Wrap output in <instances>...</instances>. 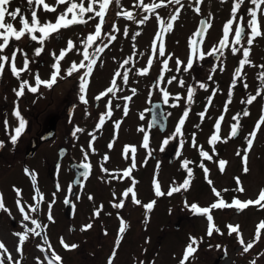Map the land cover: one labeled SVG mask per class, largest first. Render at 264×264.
<instances>
[{
  "label": "rangeland",
  "instance_id": "obj_1",
  "mask_svg": "<svg viewBox=\"0 0 264 264\" xmlns=\"http://www.w3.org/2000/svg\"><path fill=\"white\" fill-rule=\"evenodd\" d=\"M46 2L55 4V0H46ZM144 2L151 3L152 0H144ZM137 3L138 0H121L120 5L113 3L105 17V29L112 31L117 39L109 41L105 37L88 49L91 53L97 46L108 45L103 53L97 54L98 62L94 69H97L98 75L104 70L119 71L123 74L126 70L132 69L128 73V83L124 84L125 92L121 93L122 96L125 94L132 97L130 101H125L124 108L127 105L128 114L125 116L121 130L115 131L116 135L105 134V138L104 136L100 138H104V142H99L106 148H109L110 143L115 146L113 153L115 157H118L116 160H111L109 153L106 155L110 159L105 161L99 154V149H96L93 154L89 148L87 139L93 137L88 136V131L100 129L96 127L98 124L95 121L96 115L91 114L95 112L93 102L86 106L79 100V75H83L84 69L73 78L65 75V78L59 80L51 90L42 86L38 93L33 94L26 90L25 96L17 98L13 89L19 87V82L6 67L4 78L0 80V140L5 144L4 148L0 149V192L3 193L4 203L11 214L0 211V242H3L11 253L13 262L20 260L21 264H40L41 261L47 264L46 257H50L52 251L62 257V262H56V264H108L123 219L130 226L123 233L112 264H140V261L144 264H151L152 261L155 264H179L190 236L198 239L203 237V242L195 253V259L190 258L188 264H251L253 260H256V264H264V229H260L259 242L242 255L243 248L238 243L236 234L229 236L227 228L228 224L240 225V232L245 243L253 241L258 225L264 221V208L259 205H250L243 211H237L235 208L213 209L210 214L213 215L214 223L221 229L223 235L214 232L209 237L206 234L209 224L206 216L193 214L190 208L184 206L185 200L188 205L197 203L200 207H209L220 198L228 203H231L233 197L241 201L256 200L264 189V124L261 125L253 147L248 152L249 171L247 173L243 171L242 159L247 147L245 137L253 131L256 122L264 115V90L251 105L242 103L248 96L255 95L260 87L261 81L258 76L261 71H264L259 67L264 64V38H257L254 41L250 54L253 64L245 65L241 69L242 75L239 79L235 78V71L239 68V60L243 58L242 51L233 55L229 48H224L222 54L217 52L218 59L206 55L203 60L194 59L191 70L185 72L182 65L181 70L177 72L175 61L179 59L186 64L192 56L191 40L203 18H207L211 28L205 32L199 51L207 53L219 47V41L223 38V27L230 18L233 0H227L226 3H221L220 0H203L202 4H198L197 0H181L183 7L169 5L167 8L157 9L156 13L143 12L142 8L134 6ZM17 6L30 17V13L26 11L28 9L26 0H14L9 7L13 10ZM85 6H87V0H85ZM66 7L67 5H61L56 12H44L41 9L38 11V16L41 21L55 22L57 15ZM196 7H200L199 13L195 11ZM248 7L252 5L249 0H245L237 17L244 15L247 20ZM175 9L180 10V15L177 21L172 22L173 29L164 34L165 56H159L158 52L153 55L154 42L157 48L160 44V41L155 40L156 34L162 30L160 21L169 22ZM124 10L132 11L136 19L130 21L123 15H116L117 12ZM144 15L149 19L144 24H139V19ZM98 22L97 17L86 25H74L68 29H62L60 35L63 38L58 41L54 34L49 41L45 42V51L39 57L32 55L35 48L40 47L38 42L30 41L25 37L22 41L13 43H19L28 52L29 57L35 60V63L30 64L33 72L39 70L41 78L47 79L52 71L51 65L54 63L51 53L54 51L59 55L69 39L76 43L77 47L61 62L62 74H64L65 69L73 61L79 63L83 59L84 46L81 41L94 31ZM13 23L19 28V18ZM113 25L119 31H114ZM125 29L127 34H124ZM136 33L140 34L136 35ZM37 35L40 34L37 33ZM242 43L246 45V40ZM10 51L11 44L9 49L5 50V54H9ZM168 56L172 57L168 61L171 72L163 70V61ZM149 58L153 59L152 67L147 75H140V70L147 67ZM22 59L18 54V67L22 66ZM125 59L129 60V63L121 67ZM213 68L216 70L213 71ZM173 75L177 77V80L168 83L167 81ZM209 75L212 76L211 80L208 79ZM101 76L100 74L99 80ZM161 76L163 79L159 80L157 85ZM22 79H28L34 84L29 74H24ZM180 79L184 80V87L179 85ZM200 83H204L206 89L200 88ZM245 83L248 85L247 88L244 87ZM97 85L99 84L94 82L92 92L98 91ZM188 87L195 88L193 102L190 105L187 102ZM133 88L136 89L135 94L132 92ZM162 89L171 94L167 104L163 102ZM88 94L89 88L86 99L89 98ZM177 95L180 97L179 100L175 99ZM209 97L212 98L211 104L208 103ZM229 99L231 103H227ZM153 101H162L164 104L168 117V127L165 131H161L160 128L154 130L152 127L150 107ZM17 102L21 115L28 121V125L25 135L13 145L10 135L14 134L12 130L18 125V121L12 113ZM173 104L177 107H172ZM73 106L76 107V112L70 121L67 116V107ZM118 108L121 109V105ZM245 109L250 115L240 116L241 128L238 130V135L224 143L223 141L230 134L231 125L236 123L233 117L238 113L242 114ZM185 110H189V115L182 128L183 135L171 140L165 150L160 151L162 142L174 133ZM202 112L203 118L199 115ZM53 115L58 118V126L55 128L57 133L55 132L56 136L52 139L45 140L43 133L48 130L50 118ZM221 116L224 117L222 121L219 120ZM4 118L11 127L8 132L3 124ZM217 122L221 124L219 132L221 139L215 144L216 152L213 153V145L209 143V140L216 132L214 126ZM141 127L145 129V132L138 130ZM76 128L84 129V131L75 132V135L70 136L71 130ZM111 129L116 128L114 126ZM145 133L149 135V149L142 147ZM193 133H195L197 147L192 146ZM40 134L41 140L37 137ZM97 134L95 136H98ZM34 138L39 140L40 147L34 155L28 156ZM181 140L184 141L183 148H179ZM94 144L96 147L99 145L96 142ZM60 145L68 147L71 154L69 153L59 167H56L55 162L58 160ZM128 145L136 149V172L132 171L131 177L138 181L134 190L141 201L140 205L131 202V194L126 199L122 197V193L131 186V180L114 178L122 177L123 171L131 166V149L127 159L123 154L125 146ZM113 149H109L110 152ZM178 149L179 156H177ZM149 150L152 152L151 156L148 155ZM201 151H207L213 159H205L200 155ZM238 151L240 155H237ZM84 152H88L87 160L84 159ZM72 159L90 164L91 175L84 179L85 185L79 189L78 197L81 198V200L78 199L79 207L70 209L65 199L71 202L73 200L71 196L73 173L70 168ZM185 159L192 161L189 168L193 170V178L189 190H181L170 197L155 196L154 177L159 180L161 190L165 193L170 187L183 182L187 176V170L182 168V162ZM221 159L228 162L223 173L218 167V161ZM200 163L209 170L208 179L213 181L212 185L207 183L204 171L199 167ZM157 164H159L158 169ZM101 165L108 169V172L102 171ZM25 168H30L31 171L39 170L37 174L41 175L42 183L37 176L39 193L36 192L31 177L25 173ZM236 177H239L240 186L244 188L242 193L233 191L237 187ZM213 187L221 193V197L214 194ZM14 188L21 190L20 196H17ZM224 189L228 191L224 192ZM113 192L116 193L115 197ZM40 194L43 195V200H40ZM5 196H7L6 199ZM89 196L93 199L90 200ZM18 199L24 206L25 212L32 219H36L41 227L37 228L31 220L23 219L24 214L19 211L16 203ZM53 199L55 201L51 208L53 220H49L47 218L48 204ZM121 199H124L125 207L114 208L112 205L119 203ZM38 200L40 201L39 211L31 212L28 206H35ZM152 200H156V204L150 212H146L144 205ZM101 205H103L102 208ZM97 211L100 213L99 216L94 215ZM88 224H92V228L82 231V227ZM25 226L36 229L40 235L36 236L28 232V240L23 244L21 255L16 251L19 237L14 233L25 232ZM61 238L68 245L77 244L78 247L74 250H66L60 243ZM217 244L222 247L217 249L215 247ZM209 245L212 247L209 248ZM0 253H3V249H0Z\"/></svg>",
  "mask_w": 264,
  "mask_h": 264
},
{
  "label": "snow or ice",
  "instance_id": "obj_2",
  "mask_svg": "<svg viewBox=\"0 0 264 264\" xmlns=\"http://www.w3.org/2000/svg\"><path fill=\"white\" fill-rule=\"evenodd\" d=\"M14 2V0H0V80H3L5 75V69L6 67L10 70V73L13 77L16 78V80L19 82V87L14 88L13 92L15 93V96L17 98L25 96V91L27 90L30 93H38L40 92L41 87L43 86L46 89L51 90L54 86H56L59 82V80L64 79L65 75L67 77H72L74 74H78L81 69H86L84 71L83 75H79V100L83 102L84 104H87L88 101L86 99V93L89 86V78L92 76L94 71V66L98 62V53H103L105 51V48L108 47L107 44H103L102 46L95 47L93 52H89L88 49L92 48L93 45L96 44L98 40H102L103 38H107L109 41H115L117 37L112 34V31H108L105 29V17L110 9V6L115 3L116 5H120L121 0H87V6H85V0H55V4H49L46 2V0H26V3L28 5V9L26 10L29 15L25 14V11H22V8L17 6L13 10H10V5ZM221 3H226L227 0H220ZM198 4H202L203 0H197ZM250 5L252 7H248L246 9V15L248 17L247 20H245L244 15H240L237 17V14L239 10L241 9V6L245 4V0H233V4L231 7L230 12V18L227 20L223 27V38L219 41V47L213 48L211 51H208L207 53H204L203 51H199V45L203 42V37L205 36V30L208 28H211V24L208 20H204L201 22L202 27L194 33V38L191 40L192 44V56L188 59L187 63L184 64L183 61H180L177 59L175 61L177 67L176 71L179 72L181 70V66L183 65V70L185 72L191 70L193 68L194 59L195 60H203L205 56L213 57L217 52H221L224 48H229L231 53L233 55L240 53L242 51L243 58L239 60V68L235 71V78L239 79L242 75L241 69L244 68L245 65H252L253 62L250 60V54L251 49L254 44V41H256L257 38H264V0H249ZM61 5H67V7L64 9V11L60 12L55 22H52L51 20L41 21L40 17L38 16V11L43 9L44 12H56L57 8ZM169 5H180L183 7V4L181 3V0H152L151 3H145L144 0H138V3L134 6L137 8H142L143 12H150V13H156L157 9L160 8H167ZM195 11L199 13L201 11L200 7H196ZM91 14V15H88ZM117 16L123 15L127 20H135L136 17L132 11L124 10L122 12H117ZM180 15V10L175 9L173 14L170 16V21L165 22L164 20H161V32H158L156 34L155 40L160 41L159 47L157 48L154 45L152 47V53L155 55L157 52L159 56H165V47L163 44L164 40V34L166 32H170L173 29V23L174 21H177ZM87 16V19L85 17ZM70 17V18H69ZM99 18V22L95 25L94 31L86 36L85 39L81 41L83 44V52L82 56L83 59L77 63L73 61L70 66H68L65 69L64 74H62V68H61V62L65 60L66 55L69 52H72L76 47V43L69 39L67 41V45L65 48L61 49L59 52V55H57L54 51L51 53V55L54 57V63L51 65L52 71L50 72V75L47 79H42L41 75L39 73V70H36L33 72V70L30 68V64L35 63L34 59H31L29 57V54L27 51H25L24 47H21L19 43H13V42H20L23 40V38L27 37L30 41H36L40 44V47L35 48L33 52V57H39L44 51H45V42L49 41L50 38L53 37L54 34H56L57 40L59 41L62 39V35H60L62 29H68L71 26L74 25H86L89 23L90 20H94L96 18ZM19 18V28H17L14 25V21H16ZM149 19L148 16L144 15L141 19H139V24H144ZM233 25H235V28H233ZM114 31H119V29H116L115 26H112ZM37 33L40 35L38 36ZM124 34H127V29L124 30ZM140 33H136V35H139ZM231 36V40H230ZM196 37L201 38L200 40L195 39ZM246 40L245 43H242ZM11 44V51L9 54H5V50L9 49ZM239 46V47H237ZM20 55L22 59V66H17V55ZM172 59L171 56H168L163 61V70L171 72L172 69L169 68L168 61ZM87 61V63H85ZM129 63V60L125 59L123 61V65H127ZM153 65V59L149 58L147 61V67L140 70V75H147L149 72V69ZM254 66V65H253ZM261 69H264V64L259 65ZM216 69L213 68V71ZM132 71V69L126 70L123 74L121 72L116 71L114 73L113 79L111 80V86H109L104 92H101L98 96L95 97L96 100H100L102 97H106L109 94H112L113 96L117 91H121L122 89L117 84V78H120L123 83L126 85L129 81V75L128 73ZM24 74H29L32 76V79L34 80V84L30 83L28 79H22ZM163 77L161 76L158 81L157 85L159 84V80H162ZM208 79L211 80L212 76L209 75ZM258 79L261 81L260 87L257 90L255 95H250L245 101H242V103H246L251 105L257 97H260L262 95V90H264V71H261L259 73ZM177 77L172 76L170 80H168V83H172L173 81H176ZM179 85L181 87L185 86V82L183 79H180L178 81ZM235 83V81L233 82ZM199 87L202 89H206V85L204 83H200ZM244 87L247 88V83L244 84ZM133 94H135L136 89H132ZM163 102L165 104L168 103L170 93L167 90H163ZM195 93V88L188 87L187 89V102L190 105L193 102V96ZM124 100L130 101L132 99L131 96H125L123 97ZM176 100H179L180 97L177 95L175 97ZM211 97L208 98V103L211 104ZM227 103H231V100L229 99ZM119 107V105H117ZM172 107H177L176 104H173ZM227 107V105H225ZM107 112L105 114H102L99 117V123L97 124V129H100L105 124V116L111 117L112 116V103L111 101H107ZM13 116L17 119L18 125L12 130L14 134L10 135V141L13 145H15L20 137L23 135V133L26 130V127L28 125V121L21 115V110L19 107V104L17 102L16 107L13 110ZM128 114L127 111V105H125L124 109V115L126 116ZM189 115V110L183 111L182 117L179 119L178 124L175 128L174 133L166 138L162 142V146L160 151H164L165 147L169 144L171 140H174L177 138V136H182V128L185 124V120ZM201 118L204 117V113L199 114ZM249 116L250 113L247 109H245L242 114L238 113L236 116L233 117V119L236 121V123L231 125L230 134L227 139H225L223 142L227 143L228 139H231L233 137H236L238 135V130L241 128L240 123V116ZM224 117L221 116L219 120H223ZM3 124L5 129H8V121L6 118L3 120ZM264 124V115L260 117V119L256 122L253 131L250 132L246 137V144L247 147L245 148L244 156H243V163L244 168L243 171L247 173L249 171V168L247 167L248 163V152L253 147V142L256 139L257 133L260 130L261 125ZM120 122H116L115 128L119 129ZM199 127V125H197ZM216 132L211 136L209 143L213 145L212 152L215 153V144L217 141L221 139L219 132L221 128V124L217 122L215 124ZM141 132H145V129L143 127L138 129ZM84 129L76 128L75 132H83ZM75 132L73 135H75ZM93 137V140L89 142V148L92 152H95L96 149L92 147V143L95 140V135L91 134ZM5 144L4 141L0 140V149L4 148ZM113 145L110 143L108 145L109 148H111ZM184 141L181 140L179 144V148H183ZM192 146L197 147L195 142V133H193L192 138ZM129 147H131L132 152V159H131V166L123 171L122 177L116 176L115 179H121V178H129L131 180V186L128 187L123 193L122 197L125 199L129 197V194H131V202L135 205H140L141 201L137 198V193L135 192V186L138 183L134 178L131 177L132 171L136 168V160H135V153L136 149L134 146H125L124 148V156L127 159L128 158V152ZM142 147L145 149H149V135L145 133L143 137ZM180 152L179 149L177 150V156H179ZM241 153L238 151L237 155H240ZM148 155L151 156L152 152L149 150ZM200 155L204 157L207 160H212L213 157L210 155L207 151H201ZM84 159H88V152H84ZM109 157L105 155L104 160L107 161ZM192 163V161L184 160L182 162V168L187 170V176L183 180L182 183L177 184L176 186L170 187L167 193L161 190V185L158 179L154 177L153 180V187H154V193L157 197H163L165 195L172 196L174 193H179L181 190L188 191L191 185V181L193 178V170L189 168V164ZM228 162L226 160H219L218 161V167L219 171L221 173L224 172L225 166ZM79 167H83L85 171L81 173V175L84 178H87L89 175L88 170L91 168V165L88 163H83L79 165ZM199 167L203 169L205 174V179L209 185H212L213 181L208 179V173L209 170L204 166L203 163H200ZM159 168V164H157V169ZM101 169L104 172H108V169L104 168L103 165H101ZM25 173L31 177L33 186L36 188V192L39 193V188L37 186V174L34 171H30L29 169L25 168ZM237 187L233 189L234 192H240L242 193L244 191V188L240 186L241 182L239 177L235 178ZM17 196L21 195L20 189H15ZM212 191L217 197H221V193L217 191L214 187L212 188ZM228 189H224V192H227ZM116 193L113 192V196L115 197ZM53 197H55V194H53ZM35 199V197H34ZM44 197L42 194H40V200H43ZM79 199V197H77ZM89 199H93V197L89 196ZM264 189L261 190V193L259 195V198L256 200H246L241 201L240 199L233 197L231 203L226 202L223 198H220L217 202L211 204L209 207H200L197 203H193L191 205H188L187 201L185 200L184 206L186 208H190V210L193 212V214H201L205 215L209 224L207 229V236L211 237L213 233H218L220 235H223V232L221 229L214 223L213 215H211V211L213 209H231L235 208L237 211H243L244 209L248 208L250 205H259L261 208H264ZM54 199L51 203L48 204V212H47V218L49 220H53V217L51 215V208L52 203H54ZM17 205L19 206V211L23 213V219L24 220H31L32 224L37 225V228L41 227V225L37 222L36 219H32L30 215L25 212V208L23 205H21L20 200L18 199L16 201ZM39 203L38 200L36 205H29V209L31 212H38L39 211ZM65 203L68 204L70 201L68 199H65ZM156 204V200H152L149 203L144 205L145 211L150 212ZM114 208L122 209L125 207L124 199H121L119 203H115L112 205ZM103 205H101V208ZM0 211H3L5 213H8L9 215L10 210L6 207L4 203V195L2 192H0ZM99 211L94 213V215L99 216ZM130 225H127L123 219L121 220V227L119 229L118 239L116 241L115 247L113 249V252L111 256L109 257L108 264H112V261L114 260L116 256V251L119 247V243L122 239L123 233L125 232L126 228ZM26 231L25 232H17L14 233L16 236L19 237L18 241V247L16 248V251L23 254V244L25 241L28 240V232L34 233L36 236H39L40 233L36 231V229H29L27 226H25ZM92 228V224H88L82 227V231L88 230ZM228 228V235L232 236L233 233L236 234L238 243L242 246L244 253L249 252L255 245V243H258L260 240V229H264V221H262L257 228V233L255 235V239L253 241H249L245 243L242 234L240 232V225L233 226L232 224L227 225ZM203 242V237H200L199 239L196 237H189V243L186 245L184 254L179 261V264H188L190 258L195 259V253L199 249V245ZM60 243L64 246L66 250H74L78 247L77 244H71L68 245L64 242L63 238H61ZM39 247V245H38ZM51 246L49 245V248ZM212 245H209V248H211ZM217 249H220L222 246L217 244L215 246ZM0 249H3V253H0V264H21L20 260H16L13 262V257L11 253L8 251L7 247L3 242H0ZM46 251V250H45ZM146 251V250H145ZM224 252L226 254L227 249H224ZM6 254V255H5ZM47 264H56V262H62V257H60L58 254H56L54 251L51 252L50 257H46ZM40 264H44L43 261L40 262ZM140 264H144L143 261H140ZM151 264H155L154 261L151 262ZM251 264H256V260L251 261Z\"/></svg>",
  "mask_w": 264,
  "mask_h": 264
},
{
  "label": "flooded vegetation",
  "instance_id": "obj_3",
  "mask_svg": "<svg viewBox=\"0 0 264 264\" xmlns=\"http://www.w3.org/2000/svg\"><path fill=\"white\" fill-rule=\"evenodd\" d=\"M199 48H200V45H199ZM96 70L97 69H94L92 76L89 78V80H90L89 86H88V88H89V94H88L89 98L87 99L88 103L85 104V105L86 106H89L93 102L95 112H91V114L96 115L95 121L99 123V117L102 114H105L107 112V110H108L107 109V101L110 100L111 103H112V116L110 118L107 117V116H105V124L100 128V130H94L92 132L89 130L88 131V136L92 137L91 134H94L95 135V134L98 133L97 134L98 136H95V140L92 143V147H94L95 149H99V154L101 156H103V158L105 157L106 154H109L110 153L111 160L112 159L116 160L118 157H115V154L113 153L114 150H115V149H113V147H115V146L113 145L111 148H106L105 146L100 145V143L104 142V138H105L104 135L105 134L113 133L114 135H116L117 133H115V131H119L120 132L121 127H122V124L124 123V120H125V115H124V109L125 108H124V104H125V101L126 100L123 99V97H125V94L123 96L121 95L122 92H125V90H124V83L119 78H117V84H118V86L122 90L121 91H117L114 96L112 94H109L108 97L106 96V97H102L100 100H96L95 99L96 96H98L101 92H104L109 86H111V83L110 82L113 79V76H114V73H115V71H113V70L112 71H106V70H104V71H101V73H99V75H98ZM84 71H86V69H84ZM100 74L102 75L101 76V80H99ZM106 74H108V75H106ZM97 75H98V78H97ZM73 76H75V74ZM73 76L70 77V78H73ZM94 82L99 84V85H97V87H99V89L96 92H92L93 91L92 90L93 89L92 87H93ZM153 102H155V101H153ZM153 102L151 103V105L153 104ZM117 105H119V106L121 105V109H119L117 107ZM11 111H9V113ZM67 111H68V115H67L68 116V119H70V121H72L71 119L75 116L76 107L75 106L70 107V108L67 107ZM52 118H55V120H56V128H57V126H58V124H57L58 123V118H57L56 115H53L50 119H52ZM118 121L120 122L119 129L112 130L111 128L114 127L115 124H116V122H118ZM10 128L11 127L8 126V129L7 130L5 129V130L8 132L10 130ZM154 130H156V129L154 128ZM46 132H47V130L43 133L44 137L46 135ZM55 132L57 133V130L56 129H55ZM74 132H75L74 129L71 130L70 136H73V133ZM56 133H54V135H53L54 137L56 136ZM23 135H25V133H23ZM23 135L21 136V138L23 137ZM41 136L42 135L40 134L37 137L41 140ZM103 136H104V138L103 139H100ZM87 140L90 142V141L93 140V138H89L88 137ZM94 142H96L97 145L99 144L98 145L99 147L98 146L96 147L95 144H94ZM34 144H36L35 151H37L39 149V147H40L39 140H36L35 138L32 139L31 148L34 146ZM128 146H130V145H128ZM100 149H104V150L105 149H107V150L113 149V150L110 152V150L109 151H102ZM130 149H131V147H129V150ZM62 150H65V154L61 157L60 153H61ZM69 153L71 154V152L69 151L68 147L61 146L60 145L59 148H58V160H57V162H55V166L56 167H59L60 163L67 157V155ZM93 154H94V152H93ZM131 155H132V152H131ZM72 160L73 161L70 162V168L71 169H72V167H71L72 164H74V163H79L80 164V162H77L76 159H72ZM83 163H85V162H81V164H83ZM136 166H137V162H136ZM29 170H30V168H29ZM32 171H34V169ZM38 171L39 170L37 169L34 172L37 174ZM88 172L91 175V170L90 169L88 170ZM135 172H136V169L133 170V173H135ZM72 173H73V189H72L71 196H72V199L73 200H72V202L70 201V203H69L70 209H72V207H74V208H78L79 207V205H80L79 202L80 201L78 202V199H77L78 192H79V189L82 188L85 185V182H84V179L85 178L83 176L81 177L79 183L76 185L75 184L76 173L73 170H72ZM37 176H39V180H40V183H41V175L40 174H37ZM6 197L7 196H5V199H6ZM79 199L81 200L80 197H79ZM69 214H71V213H69Z\"/></svg>",
  "mask_w": 264,
  "mask_h": 264
},
{
  "label": "water",
  "instance_id": "obj_4",
  "mask_svg": "<svg viewBox=\"0 0 264 264\" xmlns=\"http://www.w3.org/2000/svg\"><path fill=\"white\" fill-rule=\"evenodd\" d=\"M207 20V18H203L201 20L204 21ZM201 22L199 24L198 30L202 27ZM197 30V31H198ZM207 31V29L205 30V32ZM195 39L200 40L201 38L196 37ZM215 59L219 58L218 54H215L214 56ZM150 112H151V124L153 128H160L161 131H165L167 129L168 126V118L166 116V112L163 106V102L162 101H156L153 102L151 108H150ZM55 128H56V120L55 118H52L50 120L49 123V128L46 132L45 135V140H50L54 133H55ZM239 133V131H238ZM36 148V144H34V146L31 148L30 152L28 153V156H31L34 154ZM65 154V150H62L60 155L61 157ZM79 165H81V163H74L72 164V170L76 173V178H75V184L77 185L82 177L81 173H83L85 171V169L83 167H79ZM224 256H222L223 258Z\"/></svg>",
  "mask_w": 264,
  "mask_h": 264
}]
</instances>
